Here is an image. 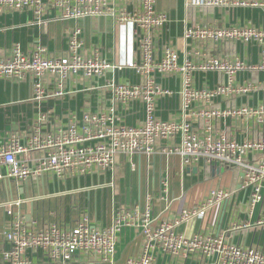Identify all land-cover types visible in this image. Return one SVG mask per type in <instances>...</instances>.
Here are the masks:
<instances>
[{
	"label": "built area",
	"instance_id": "1",
	"mask_svg": "<svg viewBox=\"0 0 264 264\" xmlns=\"http://www.w3.org/2000/svg\"><path fill=\"white\" fill-rule=\"evenodd\" d=\"M187 3L204 9L252 7L264 12V0ZM110 4L130 9L114 15L136 41L135 55L129 59L110 62L100 45L86 47L79 27L66 32L65 47L55 55L38 45L25 52L12 45L0 56V79H28L31 101L36 103L74 94L78 85L72 89L69 81H91L108 71L129 70L139 79L137 84L113 80L103 87L107 99L97 107L68 114L44 131L46 117L40 115L28 132L0 138V264H74L76 259L107 263L126 227L140 229L141 244L125 264H157L162 255L166 264H264V247L246 243V234L264 229V87L250 78H237L245 71L264 73V29L188 27L183 33L185 56L180 60L175 48L159 40L168 18L156 10V0H0V15L30 11L39 25L50 13L61 21L96 20L109 15ZM253 42L261 49L256 64L226 53L231 44ZM211 73L224 81L211 87L195 85V75ZM172 76L181 77L178 95L164 85ZM254 94L259 96L251 104L235 102ZM174 98L179 99V118L157 117L156 105ZM135 106L143 111L142 120L125 123L124 113ZM227 125L244 138L224 133ZM136 154L148 160L176 156L183 169L205 166L238 174L236 191H243L239 213L244 221L236 220L225 233H213L220 207L234 195L218 187L171 220L154 217V197L149 193L143 203L114 210L106 226L92 221L86 212L73 225L40 227L26 219L23 207L34 200L23 195L22 186L28 182L100 177L113 172L120 157ZM190 221L198 222V230L184 237L179 228ZM235 235L237 242L229 239Z\"/></svg>",
	"mask_w": 264,
	"mask_h": 264
},
{
	"label": "crops",
	"instance_id": "2",
	"mask_svg": "<svg viewBox=\"0 0 264 264\" xmlns=\"http://www.w3.org/2000/svg\"><path fill=\"white\" fill-rule=\"evenodd\" d=\"M156 10L164 13L168 18L167 25L159 33V40L162 44L175 48L179 53L180 60H183L185 56L183 33L188 27L195 25L223 26L228 28L250 26L264 29V12L259 8L226 7L222 9H204L188 4L187 0H156ZM122 11L124 10L110 4L109 15L106 17L80 21L57 20L50 13L44 17V23L41 25L35 23L36 21H34L30 11L0 15V56L3 53H7V50L12 45H17L24 52L32 48L33 45H38L45 48L49 54L55 55L65 47L66 32L71 28L79 27L82 30V37L86 47L100 45L104 57L110 62L123 58L129 59L132 55H135L137 44L132 39L131 33L126 30L127 27L124 24H118L114 18V15ZM129 11L130 9H126L124 12ZM260 52L261 49L255 42L249 45L231 44L226 48L227 54L238 56L249 64H256L259 61ZM237 78L240 81L250 78L264 87V73L262 72L249 73L245 71L240 73ZM119 79L130 84H137L139 81L138 77H134L129 70L108 71L103 76L91 81L83 78L75 81L71 80L67 85H72V89L75 88L74 85H78L76 88L79 91L63 98L47 100L42 103L31 101L32 90L28 79L21 81L0 79V138H5L9 133L21 134L28 132L40 118V115H45L46 117L45 123L42 122L41 125V129L44 131L50 123L63 120L68 114L79 113L87 106L95 108L103 99H107V94L103 87L113 80ZM222 81L224 79L221 76L211 73L195 75L194 83L195 85H207L211 87L215 83ZM164 85L178 95L181 77L172 76L165 81ZM258 96V94H254L238 99L235 102L238 105L251 104L257 100ZM178 105V98L170 101L163 100L156 105V116L161 119L179 118L177 114ZM124 115L125 123L134 124L142 120L143 111L138 106H135L133 109L126 111ZM224 133L238 139L244 138V134L229 125L224 128ZM150 161L151 163L153 162L152 168L148 166ZM117 167L124 171H122L124 177L118 180L113 178L115 172H107L100 177L83 178L79 181H60L61 183L56 181L54 190L73 189L74 185L79 187L82 181L84 184V181L86 183V180L89 179L90 184H98L97 188L101 187L99 184L104 183L102 187L105 188L104 190H107L105 191L107 198L108 194H111L114 198L118 197L120 193L124 194L123 192L126 191L129 201L143 203L145 195L149 193L154 197L153 215L162 220L173 219L182 208L191 204L193 205L202 198L200 197L195 201H191L188 195L190 191L184 192L185 186L189 184V180L185 179L184 171L176 156L157 155L148 160L143 155L136 154L120 157L117 161L116 169ZM163 173L167 176L174 175L175 179H172L171 176L169 178H162ZM236 177H238V174H236ZM48 186L50 187L49 183L42 179L30 181L22 186L23 195L28 199H33L34 191H39L40 188H47ZM175 186H180L179 194L171 192ZM162 189H165L166 193H163ZM241 194L240 200H243V193ZM35 198L37 199V197ZM237 200L238 198L233 195L230 201L220 207L219 215L213 228L214 234L225 233L228 230L227 226L235 222V219L244 221L245 216L237 210L240 207V203L237 206V202L241 201ZM40 201L44 200H38L37 202L32 200L23 207L26 219L28 221L34 220L40 227L47 223L73 225L78 219L77 217L72 221L65 220L63 222L62 219L58 221L55 216L49 214L50 211H55L54 205H38ZM118 201L124 203V200H121V198ZM129 201L125 199V202L128 203ZM117 203L119 202L115 203L114 201L110 210H107V212L103 211L101 214L98 212L97 215L86 213L89 214L95 223L106 226L111 221L113 211L120 206ZM208 218L207 214V217L203 220V228L208 224ZM2 220L3 212H0V224ZM198 225V222L194 223V221H190L181 226L179 231L183 233L184 237H189L193 232L198 230ZM238 235L230 236L229 239L237 242L239 240ZM246 243L259 244L264 247V229L246 234ZM140 244V229L126 227L117 237L115 254L110 262L94 263L76 259L74 264H125L130 256L138 252ZM165 258L167 257L160 256L157 264H166L168 259L163 261ZM186 264L190 263L187 262Z\"/></svg>",
	"mask_w": 264,
	"mask_h": 264
},
{
	"label": "rangeland",
	"instance_id": "3",
	"mask_svg": "<svg viewBox=\"0 0 264 264\" xmlns=\"http://www.w3.org/2000/svg\"><path fill=\"white\" fill-rule=\"evenodd\" d=\"M148 166L150 168H152L153 162L151 163V161H150V163H148ZM118 168L119 167H117V169H116V167H115L116 170L114 169V171H113V173L115 172L113 175L114 176L113 178L115 180H118V179L124 177V175L122 174L123 170L118 169ZM182 170L184 171L185 179L189 180V184L187 183L188 185L185 186V190H184V192L185 191L187 192V190L190 191V193L188 194L190 196L189 200L195 201V200L199 199L200 197H203L204 195H206L211 189L218 187L220 189H225V190L234 192L235 197L238 198L237 201L243 202V200H240V197L242 195L241 193H243V191H241V190L236 191L237 184H238L239 180L237 179L236 174L234 172H232V171L216 172L214 169L208 168L205 166H199V168H196L195 174H193V169L188 170V169L182 168ZM182 170H181V172H183ZM169 176H171L172 179H175L174 175H168L167 176L165 173L162 174V178L163 177L169 178ZM47 183H49L50 187L48 186L47 188L46 187L40 188L39 191H36V192L34 191L33 199L36 202L38 200H44V201H40L38 203V205L39 204L40 205L44 204V205H48V206H50L51 204L54 205L55 211H53V212L50 211L49 214L51 216H55L58 221H61V219L63 220V222H65V220L72 221V220L76 219L77 217L79 218V216L84 212H88L91 215L93 213L97 215V212L100 214L103 213V211L107 212V210L109 211L110 208L112 207V203L114 201H115V203L119 202V203H117V205H120L122 207H129V206H132L134 204H140V202H138V201H129L128 195H126V191L123 192L124 194L120 193L118 197H114V198L111 196V194L107 193L108 194V198H107L106 192H105L107 190H104L105 188L102 187V185L104 183L99 184V185H101V187L97 188L98 184H96V183L90 184L89 179L86 180V183L84 181L85 185L83 184V181H82L81 185L79 187H76L74 185L73 189L67 188L66 190H63V189L54 190L56 181H53L51 179ZM59 183H61V182H59ZM171 186H172V184H171ZM147 187L149 188V186H147ZM33 188H34V186H33ZM179 189H180V186L179 187L175 186V188H173L172 190L170 188L171 192L172 193L175 192L176 194L180 193ZM32 192H33V189H32ZM118 192H116V193H118ZM35 197H37V199ZM155 197H156V195H155ZM163 197H165V196L163 195ZM120 198H121V200H124V203H120V201H118ZM125 199L128 200L129 202L128 203L125 202ZM132 199H133V197H132ZM94 200L96 201V203ZM241 202H237V206L240 205V207H241V205H242ZM238 203H240V204L238 205ZM191 205H189V206H191ZM39 207H41V206H39ZM240 207L237 209L238 212L242 208V207L241 208ZM235 220H237V219H235ZM231 224L228 225L227 228H229L231 226Z\"/></svg>",
	"mask_w": 264,
	"mask_h": 264
},
{
	"label": "water",
	"instance_id": "4",
	"mask_svg": "<svg viewBox=\"0 0 264 264\" xmlns=\"http://www.w3.org/2000/svg\"><path fill=\"white\" fill-rule=\"evenodd\" d=\"M193 172H195V170H194V169H193ZM222 172H223V171H222ZM239 176L241 177V174H239ZM238 187H239V185H238ZM238 187H237V188H238Z\"/></svg>",
	"mask_w": 264,
	"mask_h": 264
}]
</instances>
